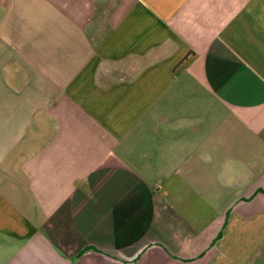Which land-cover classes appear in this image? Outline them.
I'll return each mask as SVG.
<instances>
[{
  "label": "crops",
  "instance_id": "crops-1",
  "mask_svg": "<svg viewBox=\"0 0 264 264\" xmlns=\"http://www.w3.org/2000/svg\"><path fill=\"white\" fill-rule=\"evenodd\" d=\"M0 264H264V0H0Z\"/></svg>",
  "mask_w": 264,
  "mask_h": 264
}]
</instances>
